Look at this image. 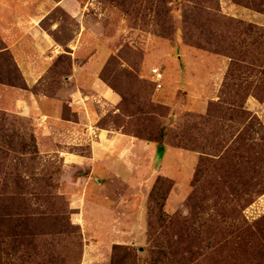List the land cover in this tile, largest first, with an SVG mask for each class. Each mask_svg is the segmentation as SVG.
I'll use <instances>...</instances> for the list:
<instances>
[{
    "label": "rangeland",
    "instance_id": "obj_1",
    "mask_svg": "<svg viewBox=\"0 0 264 264\" xmlns=\"http://www.w3.org/2000/svg\"><path fill=\"white\" fill-rule=\"evenodd\" d=\"M79 2L93 32L86 50L104 54L101 79L120 96L100 125L157 147L139 154L136 142L93 129L79 142L0 106V264H264V0ZM48 19L62 23L63 45L79 31L60 7ZM64 52L44 93L71 73ZM0 85H22L8 54ZM108 143L110 159L72 161ZM220 197L230 205L218 218L191 220Z\"/></svg>",
    "mask_w": 264,
    "mask_h": 264
},
{
    "label": "crops",
    "instance_id": "obj_2",
    "mask_svg": "<svg viewBox=\"0 0 264 264\" xmlns=\"http://www.w3.org/2000/svg\"><path fill=\"white\" fill-rule=\"evenodd\" d=\"M58 7L77 22L75 31H79L72 32L73 38L68 45L60 43L66 34L61 30L62 23L48 19ZM88 35H93V32L86 26L79 0H63L55 6L49 0H0V38L5 45L3 53L7 52L12 56L25 86L0 85V106L8 111L15 110L28 116L44 117L48 122L51 121V124L63 126L71 133V137L79 142L84 139L83 136L90 138L91 131L88 129H93L100 137L103 134L115 135V141L124 144L136 142L139 145V154L151 155L156 145L146 143L144 152L140 145H144V142L123 135L122 131L101 127L100 122L106 113L110 110L117 111L120 96L101 79L104 66L101 67L100 64L104 54L86 50V46L90 44ZM65 49L72 51L68 54L72 57L71 73L66 76L62 86L55 87L53 94L44 93L42 89L45 86L41 84L54 66V61L65 53ZM116 149L110 144L107 150L94 148L93 158L76 157L80 160L72 161L82 165L85 160H90L88 165L96 164L103 159V155L107 158L113 153L114 156ZM167 151L168 155L177 151L182 158L188 156L186 152L184 154L177 149ZM121 155L123 153L119 157H122ZM108 165L112 166L110 163ZM164 170L161 168L162 172Z\"/></svg>",
    "mask_w": 264,
    "mask_h": 264
},
{
    "label": "trees",
    "instance_id": "obj_3",
    "mask_svg": "<svg viewBox=\"0 0 264 264\" xmlns=\"http://www.w3.org/2000/svg\"><path fill=\"white\" fill-rule=\"evenodd\" d=\"M3 51H4V49L3 50H0V55H5V54H8L9 56H10V59H12L13 60V58H12V56L9 54V53H3ZM13 66L15 67V69H16V71L19 73V75H20V78H21V81H22V85H21V87H25L24 85H23V79H22V77H21V74H20V72H19V70H18V68H17V66H16V64H15V62H14V60H13ZM101 127L102 128H105V126H103V125H101ZM126 135H128V136H131V135H129L128 133H126ZM131 137H134V136H131ZM134 138H136V137H134ZM139 138V137H138ZM180 149V148H179ZM222 168L224 169V167L222 166ZM225 170V169H224ZM226 171V170H225ZM227 172V177H228V179H232L231 178V174L229 173V171H226ZM227 178L225 177V178H223V180L221 181V182H223V184H227ZM191 202H192V200H191ZM190 202V203H191ZM206 202H208L207 201V199H202V202H200V203H198L197 202V204L198 205H201V204H204V203H206ZM210 205H212L211 207H205V205H204V207H203V209L201 210V208H202V206H199V208H197V205H196V207L195 208H193L192 209V214H193V217H191V220L192 219H194V218H197L196 216H198L199 217V214H200V217H202L203 219L204 218H209V221L211 222V221H214L216 218H218V215H217V212H216V210H218L219 209V207L220 206H224V209H225V207L226 206H228V205H230L226 200H224V199H222L221 197L220 198H218L216 201H212V200H209V202H208ZM200 211H201V213H200ZM209 215V217H207L206 215ZM194 215H196V216H194ZM190 219L189 220H187L188 222H186V223H184V224H182V225H180L179 226V231H180V233L182 234V235H184V236H186L188 233H190L192 230H193V224L192 223H198L199 222V218L198 219H196L195 220V222H192ZM176 226V225H175ZM175 226H171V227H175ZM171 227H169V230H171L172 232H175ZM168 228V227H167ZM201 230H202V226H201ZM202 238L203 237H201L200 238V240L199 241H202ZM228 241V240H227ZM226 241V242H227ZM158 248L157 249H159L160 248V246H157ZM165 258H167V256H165Z\"/></svg>",
    "mask_w": 264,
    "mask_h": 264
},
{
    "label": "built area",
    "instance_id": "obj_4",
    "mask_svg": "<svg viewBox=\"0 0 264 264\" xmlns=\"http://www.w3.org/2000/svg\"><path fill=\"white\" fill-rule=\"evenodd\" d=\"M152 76H153V82L154 84H156L157 86V89L158 91H160L163 86H162V81H163V74L161 72L160 69H154L152 70ZM96 134L94 133V136H91V137H95Z\"/></svg>",
    "mask_w": 264,
    "mask_h": 264
},
{
    "label": "water",
    "instance_id": "obj_5",
    "mask_svg": "<svg viewBox=\"0 0 264 264\" xmlns=\"http://www.w3.org/2000/svg\"><path fill=\"white\" fill-rule=\"evenodd\" d=\"M164 151V148L163 147H159L158 148V152L162 153Z\"/></svg>",
    "mask_w": 264,
    "mask_h": 264
}]
</instances>
